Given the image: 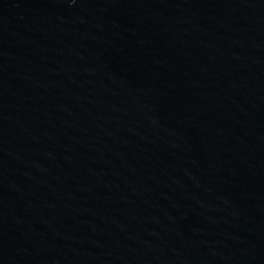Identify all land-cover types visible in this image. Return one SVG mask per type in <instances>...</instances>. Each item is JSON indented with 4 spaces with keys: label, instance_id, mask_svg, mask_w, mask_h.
I'll list each match as a JSON object with an SVG mask.
<instances>
[{
    "label": "water",
    "instance_id": "1",
    "mask_svg": "<svg viewBox=\"0 0 264 264\" xmlns=\"http://www.w3.org/2000/svg\"><path fill=\"white\" fill-rule=\"evenodd\" d=\"M0 264H264V0H0Z\"/></svg>",
    "mask_w": 264,
    "mask_h": 264
}]
</instances>
